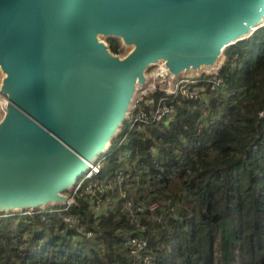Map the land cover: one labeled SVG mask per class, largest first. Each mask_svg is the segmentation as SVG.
<instances>
[{
    "label": "trees",
    "instance_id": "1",
    "mask_svg": "<svg viewBox=\"0 0 264 264\" xmlns=\"http://www.w3.org/2000/svg\"><path fill=\"white\" fill-rule=\"evenodd\" d=\"M223 58L138 101L148 121L123 123L67 210L0 213V264H264V24Z\"/></svg>",
    "mask_w": 264,
    "mask_h": 264
},
{
    "label": "water",
    "instance_id": "2",
    "mask_svg": "<svg viewBox=\"0 0 264 264\" xmlns=\"http://www.w3.org/2000/svg\"><path fill=\"white\" fill-rule=\"evenodd\" d=\"M262 24L264 0H0V213L71 207L150 67L165 62L164 83L218 74L224 51Z\"/></svg>",
    "mask_w": 264,
    "mask_h": 264
},
{
    "label": "rangeland",
    "instance_id": "3",
    "mask_svg": "<svg viewBox=\"0 0 264 264\" xmlns=\"http://www.w3.org/2000/svg\"><path fill=\"white\" fill-rule=\"evenodd\" d=\"M100 39L102 41L106 42L107 38H105V36L101 35ZM129 48H125V52L123 55H125L129 51ZM223 59H224L223 56H222V59L220 57L218 63L215 65V67H217L218 65H222ZM165 65L166 64L164 61H160L157 64H155L154 66L150 67V69L146 73L147 79H148V82H147L148 86L146 87L144 93L141 92L142 86H139L138 90H136L134 103L135 102L137 103V99H139V100L143 99L146 96L151 95L152 94L151 92H155L156 90H161V91H164L166 94L169 93L170 95H174V94L178 93L180 90H182L185 84L192 83L195 79L200 78L202 74H212V73H215L217 70V69L216 70L211 69V67H208V66H203L202 68L197 69V70L191 69L188 71L181 72L178 76H173L171 74L165 78L167 80H166V83H164L163 79L158 78L157 72H160V70H161L160 68L165 67ZM3 77H4V73L2 71H0V86L2 84ZM4 105H5V101L3 99L1 100V98H0V115H1V111H2L1 108H3ZM130 116H131V114H130ZM142 122H145V119ZM102 161H103V158H99L98 163L100 164V166L102 165ZM100 166L97 165L96 167L99 169ZM73 192L74 191H71V193H73ZM48 207H54V206L48 205L44 208H48Z\"/></svg>",
    "mask_w": 264,
    "mask_h": 264
},
{
    "label": "built area",
    "instance_id": "4",
    "mask_svg": "<svg viewBox=\"0 0 264 264\" xmlns=\"http://www.w3.org/2000/svg\"><path fill=\"white\" fill-rule=\"evenodd\" d=\"M221 82V80L220 79H217L216 81H215V83L216 84H219ZM177 94V93H176ZM175 94V95H176ZM140 100H142V99H140ZM139 100V101H140ZM174 111V109L169 105V104H167L166 103V100H165V98H161L160 99V101H159V103L157 104V106H156V108H155V110H154V112H153V115H154V118L155 119H157V120H160L165 114H171L172 112ZM133 113H131V116L130 117H133V118H131L130 119V121H131V123H136V122H142V121H144V119H145V122L146 121H148V114L145 112V111H140L138 114H136V115H132ZM141 120V121H140ZM94 169L95 170H97V168H95L94 167ZM91 174V173H90ZM121 179V181L123 180V178L121 177L120 178ZM81 184L82 183H80L79 185H78V188L81 186ZM156 207V205H152L151 206V209H154ZM132 245L134 246V248H135V250H134V253H138L139 252V249L138 248H136V245L137 246H141V248L143 247V245H145V243L143 242L142 243V241H140V242H138L137 240H135V239H133V241H132ZM146 262H149V260H148V258H146Z\"/></svg>",
    "mask_w": 264,
    "mask_h": 264
},
{
    "label": "clouds",
    "instance_id": "5",
    "mask_svg": "<svg viewBox=\"0 0 264 264\" xmlns=\"http://www.w3.org/2000/svg\"><path fill=\"white\" fill-rule=\"evenodd\" d=\"M218 74H219V73H218ZM218 74H213V76H216V77H217ZM208 75H210V74H208ZM197 80H198V79H195V80H194L192 83H190V84H194L195 82H197ZM185 85H186V84H185ZM185 85H184V87H185ZM184 87H183V88H184ZM179 92H180V91H179ZM179 92H178V93H179ZM178 93H177L176 95L174 94V95H172V96H177ZM166 95L170 96V94H166ZM168 96H163V97H162V98H165L167 104H168V99H167ZM160 99H161V98H160ZM159 101H160V100H159ZM158 103H159V102H158ZM156 106H157V105H156ZM170 106H171V105H170ZM171 107H172V106H171ZM155 108H156V107H155ZM134 110H135V109H134ZM134 110H133V111H134ZM132 113H133V112H132ZM130 119H131V117L129 118V121H130ZM101 156H102V155H101ZM100 158H101V157H100ZM98 160H99V159H98ZM97 165L100 166V164H99L98 162H97ZM97 165H96V166H97ZM96 166H95V168H97ZM99 168H100V167H99ZM98 171H99L98 168H97V170H95L94 167H93V169L88 173V175H86L85 177H83V178L80 180L79 184H80V183H83L87 178L92 177V175L95 174V173H97ZM90 173H91V174H90ZM84 179H85V180H84ZM79 184H78V185H79ZM78 189H79L78 186L76 187V189H73V191H74V192L72 193L73 196H74L75 192H76ZM69 193H71V191H69ZM73 198H74V197H73ZM74 200H75V199H74ZM56 207H57V206H56ZM59 207H62V206H59ZM62 208L65 209V210H67L69 207H68V208L62 207ZM150 209H151V208H150ZM151 210H153V209H151ZM29 211H31V210H28L27 212H29ZM136 254H137V253H136ZM146 258H148V257H146ZM146 258L144 259L145 262H146ZM148 260H149V258H148ZM146 263H148V262H146Z\"/></svg>",
    "mask_w": 264,
    "mask_h": 264
}]
</instances>
